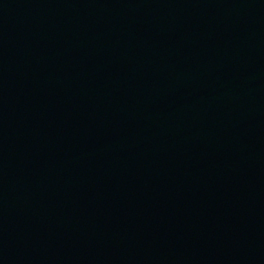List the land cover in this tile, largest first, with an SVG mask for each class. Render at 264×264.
<instances>
[{"label": "water", "instance_id": "95a60500", "mask_svg": "<svg viewBox=\"0 0 264 264\" xmlns=\"http://www.w3.org/2000/svg\"><path fill=\"white\" fill-rule=\"evenodd\" d=\"M0 264H264V0H0Z\"/></svg>", "mask_w": 264, "mask_h": 264}]
</instances>
